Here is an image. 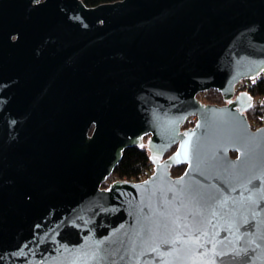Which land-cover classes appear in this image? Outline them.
Here are the masks:
<instances>
[{
    "label": "water",
    "instance_id": "1",
    "mask_svg": "<svg viewBox=\"0 0 264 264\" xmlns=\"http://www.w3.org/2000/svg\"><path fill=\"white\" fill-rule=\"evenodd\" d=\"M18 7L0 61V264H264V125L236 94L264 73V0ZM210 89L228 103L202 101ZM147 134L152 175L104 186Z\"/></svg>",
    "mask_w": 264,
    "mask_h": 264
},
{
    "label": "trees",
    "instance_id": "2",
    "mask_svg": "<svg viewBox=\"0 0 264 264\" xmlns=\"http://www.w3.org/2000/svg\"><path fill=\"white\" fill-rule=\"evenodd\" d=\"M116 0H84L89 6L98 5L103 2H112ZM242 88L247 89L255 98L252 107L248 111V117L253 127L264 125V73L254 79H247L241 82ZM206 98L210 102H218L222 100V94L216 89H210L206 92ZM189 120L186 125L193 123ZM152 165V160L146 146L134 145L127 147L120 163L116 166L112 176L140 179L143 172ZM185 169V165L173 166V175L181 174ZM109 182L103 185L108 186Z\"/></svg>",
    "mask_w": 264,
    "mask_h": 264
},
{
    "label": "flooded vegetation",
    "instance_id": "3",
    "mask_svg": "<svg viewBox=\"0 0 264 264\" xmlns=\"http://www.w3.org/2000/svg\"><path fill=\"white\" fill-rule=\"evenodd\" d=\"M18 5H19V0H0V61H4L6 58V51L5 50H6L7 44L10 43L11 49H12L13 42H16L18 40V32L17 31H15L14 33L12 32L13 30L17 29V20H18V13H19ZM11 54H12L11 56L15 58V56H13L12 52H11ZM245 80H247V79H245ZM241 82H240V84H241ZM243 90H247V89H237L236 94H238L239 92H241ZM254 101H255V98H254ZM204 102L214 103V104H219V105H223V104L228 103V101L225 100L223 98V96H222V100H220L218 102H210V101H204ZM248 111H249V109L245 111L247 115H248ZM189 120H191V121L194 120V122L190 123L189 125H186V127L194 125V123L197 120V115H195L194 119L190 118ZM149 137H150V134H147L145 136V138H144L145 144L142 146H146V148L149 151L150 158H151V152L147 146V141H148ZM176 147H177V145L173 146L172 149L169 150L165 154L164 158L168 157L176 149ZM232 154L236 155V152H233ZM154 167L155 166L152 162V165L149 168L153 169V172H154Z\"/></svg>",
    "mask_w": 264,
    "mask_h": 264
},
{
    "label": "built area",
    "instance_id": "4",
    "mask_svg": "<svg viewBox=\"0 0 264 264\" xmlns=\"http://www.w3.org/2000/svg\"><path fill=\"white\" fill-rule=\"evenodd\" d=\"M237 89H243V88H242V84H239V85L237 86ZM190 118L194 119V118H195V115L191 116ZM190 118H189V119H190ZM152 173H153V169H151V168H147V169L143 172V174H142V176L140 177V179H128V178H121V177L114 176V177H112L111 179L109 178L108 182L111 183V182L116 181V180H134V181L145 180V179L149 178V177L152 175ZM111 176H112V175H111Z\"/></svg>",
    "mask_w": 264,
    "mask_h": 264
},
{
    "label": "rangeland",
    "instance_id": "5",
    "mask_svg": "<svg viewBox=\"0 0 264 264\" xmlns=\"http://www.w3.org/2000/svg\"><path fill=\"white\" fill-rule=\"evenodd\" d=\"M206 92H207V91H205V92H201V93L199 94V98H200L202 101H208L207 98H206ZM192 121H194V120H192ZM251 124H252V122H251Z\"/></svg>",
    "mask_w": 264,
    "mask_h": 264
}]
</instances>
